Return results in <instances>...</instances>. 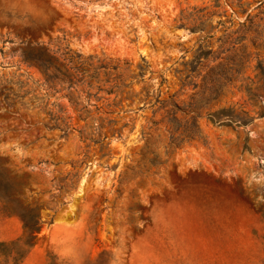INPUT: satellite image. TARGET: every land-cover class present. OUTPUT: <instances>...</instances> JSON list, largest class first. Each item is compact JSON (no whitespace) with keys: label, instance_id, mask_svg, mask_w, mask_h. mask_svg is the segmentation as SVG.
<instances>
[{"label":"rangeland","instance_id":"obj_1","mask_svg":"<svg viewBox=\"0 0 264 264\" xmlns=\"http://www.w3.org/2000/svg\"><path fill=\"white\" fill-rule=\"evenodd\" d=\"M0 180V264H264V0H0Z\"/></svg>","mask_w":264,"mask_h":264},{"label":"trees","instance_id":"obj_2","mask_svg":"<svg viewBox=\"0 0 264 264\" xmlns=\"http://www.w3.org/2000/svg\"><path fill=\"white\" fill-rule=\"evenodd\" d=\"M41 58V56L39 57ZM11 191H12V185L8 183V181H2L0 180V200L4 204V208L10 209L11 205L15 202L13 199H11ZM26 229H32L34 224H29L26 221ZM11 244H15V242H12Z\"/></svg>","mask_w":264,"mask_h":264},{"label":"bare ground","instance_id":"obj_3","mask_svg":"<svg viewBox=\"0 0 264 264\" xmlns=\"http://www.w3.org/2000/svg\"><path fill=\"white\" fill-rule=\"evenodd\" d=\"M63 216H64V217L61 218L62 220H66V221H67V219H70V218H67V217H69V216H67V215H66V217H65V215H63ZM61 219H60V220H61Z\"/></svg>","mask_w":264,"mask_h":264}]
</instances>
